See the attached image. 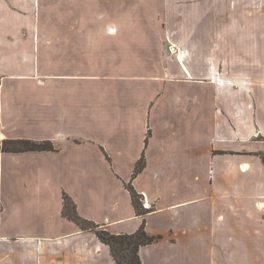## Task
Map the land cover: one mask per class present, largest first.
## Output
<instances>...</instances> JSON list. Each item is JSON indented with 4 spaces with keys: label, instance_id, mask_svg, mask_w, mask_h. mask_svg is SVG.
Masks as SVG:
<instances>
[{
    "label": "crops",
    "instance_id": "1",
    "mask_svg": "<svg viewBox=\"0 0 264 264\" xmlns=\"http://www.w3.org/2000/svg\"><path fill=\"white\" fill-rule=\"evenodd\" d=\"M64 197L141 264H264V0H0V264H117Z\"/></svg>",
    "mask_w": 264,
    "mask_h": 264
},
{
    "label": "trees",
    "instance_id": "2",
    "mask_svg": "<svg viewBox=\"0 0 264 264\" xmlns=\"http://www.w3.org/2000/svg\"><path fill=\"white\" fill-rule=\"evenodd\" d=\"M3 150L11 152L25 151H52L50 143H35L31 141H5L3 142ZM143 168V161L140 160L135 167V174ZM132 204L138 215L143 216L147 210L142 206L139 196L129 188ZM62 213L65 217L76 223L82 230L93 231L98 239L106 244L111 255L117 264H141L138 251L141 246L148 245L156 241L158 238L149 236L142 224L141 227L130 235H112L105 230L97 229V225L81 218L72 202L64 197Z\"/></svg>",
    "mask_w": 264,
    "mask_h": 264
}]
</instances>
